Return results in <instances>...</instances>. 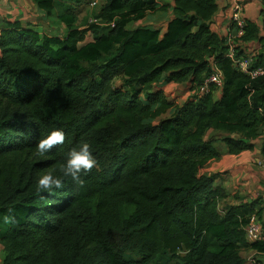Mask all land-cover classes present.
I'll use <instances>...</instances> for the list:
<instances>
[{
    "label": "trees",
    "instance_id": "16d2710c",
    "mask_svg": "<svg viewBox=\"0 0 264 264\" xmlns=\"http://www.w3.org/2000/svg\"><path fill=\"white\" fill-rule=\"evenodd\" d=\"M30 1L68 33L20 21L0 32V220L14 217L0 236L1 264H247L243 249L264 255L258 201L232 205L218 175L201 174L220 158L206 140L212 131L230 154L260 146L264 160V75L251 79L226 56L212 27L217 0H105L83 28L76 9L86 0ZM169 12L164 33L128 28ZM244 30L236 56L264 70V23L245 21ZM213 66L221 89L181 106L167 99L171 83L200 91ZM54 129L63 144L37 155ZM82 140L97 161L84 185L66 178L37 192L38 177L61 175ZM253 217L263 240L248 243Z\"/></svg>",
    "mask_w": 264,
    "mask_h": 264
},
{
    "label": "crops",
    "instance_id": "0c3cea01",
    "mask_svg": "<svg viewBox=\"0 0 264 264\" xmlns=\"http://www.w3.org/2000/svg\"><path fill=\"white\" fill-rule=\"evenodd\" d=\"M237 3L242 6L241 14L244 21L263 26L264 0H217L219 10L213 19L212 27L220 36L226 35L230 28V18ZM45 15L30 0H0V32L6 22L20 21L26 26H43L47 33V25L52 22L53 15L50 17ZM256 48L257 46L251 45L244 50L249 53ZM217 94L220 97V91L215 94V97ZM223 137L224 135L217 131H212L206 136V140H213L220 158L210 162L201 171V174L218 175L216 185H220L226 190L230 204L239 205L258 201L256 209L264 211V201L257 197L258 193H264V171L257 163V160L261 159L260 146L253 151L232 155L226 144L222 142ZM262 220L264 221V212ZM0 222L4 221L0 220ZM4 225L7 228L6 222ZM246 254L256 259L259 258V254L250 249H243L241 255L245 257ZM260 260H264V256Z\"/></svg>",
    "mask_w": 264,
    "mask_h": 264
},
{
    "label": "rangeland",
    "instance_id": "374dc122",
    "mask_svg": "<svg viewBox=\"0 0 264 264\" xmlns=\"http://www.w3.org/2000/svg\"><path fill=\"white\" fill-rule=\"evenodd\" d=\"M105 0H86V3L76 9V19L75 24L81 28L86 27L90 24L98 22V15L100 7L104 4ZM46 16V15H45ZM52 22L47 25V33L49 36L64 38L68 29L65 24L61 23L56 15L54 14ZM173 18L172 13L165 14H148L147 17L139 22H132L128 28H149V29H158L162 33L166 32L169 21ZM107 30L103 33L105 34ZM161 87V86H160ZM165 95L168 100L173 101L177 106L183 105L186 101L191 99L194 95L197 96L199 91H191L189 85L187 84H176L171 83L164 86ZM216 98H219V94L216 95ZM6 227L4 222H0V236L4 234ZM2 252L0 247V264L2 261ZM245 259L253 258L251 255H245ZM255 259V257L253 258ZM260 259H255V262ZM260 263L264 264V260H260Z\"/></svg>",
    "mask_w": 264,
    "mask_h": 264
},
{
    "label": "clouds",
    "instance_id": "9594fccd",
    "mask_svg": "<svg viewBox=\"0 0 264 264\" xmlns=\"http://www.w3.org/2000/svg\"><path fill=\"white\" fill-rule=\"evenodd\" d=\"M65 133L63 130L54 129L41 139L36 146L37 155L43 156L48 153L53 145L63 144ZM97 164L96 158L91 150V144L82 140L78 145L72 147L66 155V159L60 165L61 175H54L52 171L41 174L36 180V191H52L64 187V180L71 178L72 182L83 186V176L87 175ZM4 222L14 220L12 216H4Z\"/></svg>",
    "mask_w": 264,
    "mask_h": 264
},
{
    "label": "built area",
    "instance_id": "2783aa9c",
    "mask_svg": "<svg viewBox=\"0 0 264 264\" xmlns=\"http://www.w3.org/2000/svg\"><path fill=\"white\" fill-rule=\"evenodd\" d=\"M241 13L242 6L240 3H237L230 18V28L227 30L226 35H222L221 37L226 39V43L228 45V52L226 56L232 61L236 69H238L241 73L249 76L251 79H256L264 75V70L262 68H253V57L250 55L242 57L236 56V49L238 47L237 41H239L245 33V21L242 19ZM223 83L224 76L222 71L218 67L213 66V71L210 77L204 82V85L200 89L199 94L204 95L209 93L210 87L213 85L218 89H221L223 87ZM257 163L259 167H261V169L264 171V160L262 158L258 159ZM257 197L264 201V193H258ZM244 231L248 243H255L263 240V228L256 217L250 219L249 223L244 227ZM263 256L264 255L259 254L258 259ZM253 258H249L248 260L246 259V263L255 264L257 261L255 262L256 258Z\"/></svg>",
    "mask_w": 264,
    "mask_h": 264
}]
</instances>
